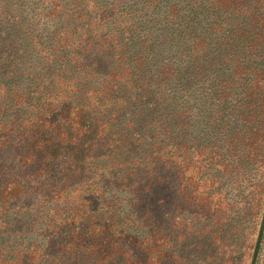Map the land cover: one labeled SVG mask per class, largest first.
<instances>
[{
  "label": "trees",
  "instance_id": "trees-1",
  "mask_svg": "<svg viewBox=\"0 0 264 264\" xmlns=\"http://www.w3.org/2000/svg\"><path fill=\"white\" fill-rule=\"evenodd\" d=\"M253 170L264 0H0V264H248Z\"/></svg>",
  "mask_w": 264,
  "mask_h": 264
},
{
  "label": "rangeland",
  "instance_id": "rangeland-1",
  "mask_svg": "<svg viewBox=\"0 0 264 264\" xmlns=\"http://www.w3.org/2000/svg\"><path fill=\"white\" fill-rule=\"evenodd\" d=\"M231 177L219 179L218 188L215 190L216 193H220L226 204L231 206V211L233 217L240 221L241 224V241L238 243V247L234 251L235 256L244 254L246 262L249 264L253 254V247L256 242L259 226H260V215L257 217H252L254 213L259 210L261 211V206L257 207L259 203L255 204L254 208L249 211L252 200H259L261 190L264 189V174L262 170H253L245 176H237L238 183H231L235 181L230 179ZM264 200V190L262 192ZM262 201L260 203H262ZM256 203V202H255ZM261 251V258H264Z\"/></svg>",
  "mask_w": 264,
  "mask_h": 264
},
{
  "label": "water",
  "instance_id": "water-1",
  "mask_svg": "<svg viewBox=\"0 0 264 264\" xmlns=\"http://www.w3.org/2000/svg\"><path fill=\"white\" fill-rule=\"evenodd\" d=\"M263 234H264V220H263L262 227L260 228V234H259V237L257 240L256 248L254 250L252 264H257L258 256H259L260 250H261V242H262Z\"/></svg>",
  "mask_w": 264,
  "mask_h": 264
}]
</instances>
